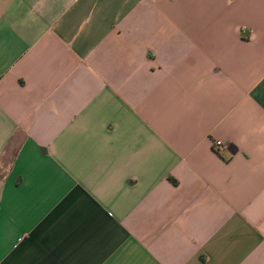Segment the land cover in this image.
I'll return each mask as SVG.
<instances>
[{
  "label": "crops",
  "instance_id": "1",
  "mask_svg": "<svg viewBox=\"0 0 264 264\" xmlns=\"http://www.w3.org/2000/svg\"><path fill=\"white\" fill-rule=\"evenodd\" d=\"M0 264H264V0H0Z\"/></svg>",
  "mask_w": 264,
  "mask_h": 264
},
{
  "label": "trees",
  "instance_id": "2",
  "mask_svg": "<svg viewBox=\"0 0 264 264\" xmlns=\"http://www.w3.org/2000/svg\"><path fill=\"white\" fill-rule=\"evenodd\" d=\"M214 149L218 150L219 149V145H217L216 143L214 144Z\"/></svg>",
  "mask_w": 264,
  "mask_h": 264
},
{
  "label": "built area",
  "instance_id": "3",
  "mask_svg": "<svg viewBox=\"0 0 264 264\" xmlns=\"http://www.w3.org/2000/svg\"><path fill=\"white\" fill-rule=\"evenodd\" d=\"M217 145H219V144L217 143Z\"/></svg>",
  "mask_w": 264,
  "mask_h": 264
}]
</instances>
